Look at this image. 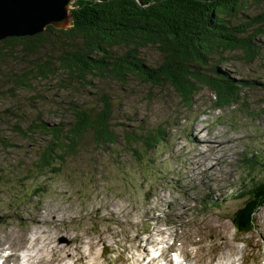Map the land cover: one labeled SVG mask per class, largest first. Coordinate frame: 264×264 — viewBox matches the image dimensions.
Segmentation results:
<instances>
[{
	"label": "rangeland",
	"instance_id": "obj_1",
	"mask_svg": "<svg viewBox=\"0 0 264 264\" xmlns=\"http://www.w3.org/2000/svg\"><path fill=\"white\" fill-rule=\"evenodd\" d=\"M262 8L264 0L256 6L251 4L244 10V14L254 15L261 12ZM239 16L240 19L244 17L243 14ZM235 21H238V18ZM261 40L262 42L259 41L261 51L251 61H245L243 58L240 60L239 58L243 56L240 50H226L220 56L223 58L221 61H227L222 63L226 65V68L223 66V70H226L227 74L231 73V77L264 82V35ZM117 50L120 52L122 48L119 47ZM139 53L152 65L160 60V54L153 46L145 47ZM114 85L117 84L114 82L103 84L107 88ZM262 88L261 86L242 88L237 103L220 109L211 107L212 93L203 88L194 96L196 99L194 108L188 111L181 106L175 91L151 87L131 77L124 85L115 86L116 90L113 89L119 97L116 110L123 113L122 121L127 124L117 126L114 128L115 131L119 133V138H122L126 135L124 129L135 128L133 132L141 133L159 124H171L167 126L166 140L158 147L141 150L137 156H133L130 148L136 144L128 147L121 142L118 145H96L90 142L93 138L91 133H88L85 135L83 146L75 151L76 155L67 156L62 163L51 165L43 172L32 170V166L40 155L45 136L37 134L30 136L26 127L39 120L49 122V125H54L64 117L67 121L68 108L65 111L57 107H67L68 101H73L77 95H83V99L86 100L87 97L94 95V90L89 88L82 94H69L65 89L55 92L58 88L39 87L33 92L16 90L15 99L9 97L4 101L0 99V191L10 189L14 194L13 198L23 202L21 212L30 207L33 211L37 210L43 214L40 218L41 223L33 225L34 230L52 228L50 221L42 222V219L55 213V218L59 221H68L57 229L53 226L57 232L75 231L79 238L97 234L106 239H113L115 234H119L120 241L125 243L143 232L144 229L137 222L142 216L149 220L153 213L164 208L163 201H173L171 198L174 197V193L167 189L173 188L177 181L183 185L188 180V174L195 173L200 167L197 165L203 161H206L207 166L210 165L213 161L209 159L211 154L215 156L224 154L226 146H229L240 153L255 152L254 159L264 161V115L255 117L253 112H248L250 108H255L256 111L261 105L260 101L264 99ZM75 99L80 100L78 97ZM245 103L249 105L248 108H244ZM57 104L59 105L54 108ZM14 114L27 122L18 123V118ZM15 124L22 128L20 132L11 130ZM34 140L36 142H33ZM214 142L218 148L216 152L211 153L209 149ZM257 170L260 171L261 166H258L255 172ZM177 171L178 176H175ZM55 172H58L57 176H54ZM207 172H211V169H207ZM245 172L244 166H239V174ZM179 173L181 180L178 178ZM24 174L33 177L24 180ZM49 182L52 186L47 187ZM42 187L43 193L34 198L33 193ZM234 194L233 188L229 196L222 198L221 204L212 212L199 215L193 210L190 211L189 222L193 227L201 229L208 226V230L215 238L223 237L230 241L235 237L244 240L234 234L231 221L226 219L228 212L230 210L233 212L239 205V200L233 198ZM0 197L5 198L3 195ZM11 219L0 213V241L7 239L12 232L13 228L9 227L13 223L16 224V221L12 223ZM92 229L96 232L93 233ZM245 237H248L246 246L232 240L235 245L234 251L239 254L249 250L248 253L252 256L264 257V207L256 213L255 229L245 234ZM19 238L20 235L15 237ZM34 241L37 239L33 240V244ZM225 244L234 249L231 242ZM225 244L222 243L221 249L228 252L230 249ZM53 246L63 245L54 243L51 247ZM61 251L65 256L66 249L63 248ZM31 255L33 254L29 256ZM55 255L60 261V257ZM243 257L244 255H241L242 259Z\"/></svg>",
	"mask_w": 264,
	"mask_h": 264
},
{
	"label": "trees",
	"instance_id": "obj_2",
	"mask_svg": "<svg viewBox=\"0 0 264 264\" xmlns=\"http://www.w3.org/2000/svg\"><path fill=\"white\" fill-rule=\"evenodd\" d=\"M261 1L74 0L67 28L49 25L34 35L1 38L0 99L3 101L7 97L15 99V91L19 89L33 92L39 87L58 88L55 92L65 89L69 94L94 90V95L86 100L83 95L75 96L80 100L74 97L65 108L54 105L65 111L68 108L67 121L64 117L49 125L39 120L26 127L30 136H45L32 170L43 172L51 165L62 163L67 156L76 155L88 133L93 138L90 142L96 145L136 144L130 148L133 156L166 140L167 126L171 124H159L141 133L133 132L135 128L124 129L126 135L122 138L115 131L114 128L126 122L122 121L123 113L116 110L119 97L113 89L131 77L151 87L175 91L181 106L188 111L194 108V96L203 88L212 93L214 109L237 103L242 88H264L261 80L231 77V73L223 70L226 65L222 63L227 61H221L220 57L226 50L242 51L239 59L245 61L259 55V41L262 42L264 35V8L254 15L244 14V10ZM239 14H243V19ZM148 46L155 47L160 54L155 65L139 53ZM94 79L100 81L94 82ZM106 82L117 85L107 88L103 86ZM260 104L256 111L250 108L248 112H253L255 117L263 116L264 99ZM243 106L249 107L247 103ZM14 115L18 123L27 122ZM11 130L20 132L22 128L15 124ZM252 165L253 171L258 166L261 170L252 173L241 188L239 205L229 215L239 234L255 229L256 213L264 207V161L253 160ZM23 177L28 180L33 176L24 174ZM38 193H43V187L33 195ZM0 195L4 199L14 196L10 189L0 191Z\"/></svg>",
	"mask_w": 264,
	"mask_h": 264
},
{
	"label": "water",
	"instance_id": "obj_3",
	"mask_svg": "<svg viewBox=\"0 0 264 264\" xmlns=\"http://www.w3.org/2000/svg\"><path fill=\"white\" fill-rule=\"evenodd\" d=\"M74 0H0V39L34 35L52 25H70Z\"/></svg>",
	"mask_w": 264,
	"mask_h": 264
},
{
	"label": "bare ground",
	"instance_id": "obj_4",
	"mask_svg": "<svg viewBox=\"0 0 264 264\" xmlns=\"http://www.w3.org/2000/svg\"><path fill=\"white\" fill-rule=\"evenodd\" d=\"M63 248H64L63 246L62 247H59V246H53V247H51V252L57 254L60 257V261H65L70 256V254L67 252V250L64 252L65 253V256L62 255L63 252L61 250ZM32 258L35 259V256H33V255L29 256V259H30V261H31L32 264H39L38 263L39 261L37 259H35V260H37L38 262H35Z\"/></svg>",
	"mask_w": 264,
	"mask_h": 264
}]
</instances>
